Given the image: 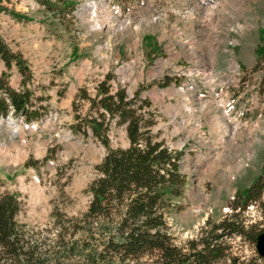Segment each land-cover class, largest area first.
Returning a JSON list of instances; mask_svg holds the SVG:
<instances>
[{
    "label": "rangeland",
    "instance_id": "1",
    "mask_svg": "<svg viewBox=\"0 0 264 264\" xmlns=\"http://www.w3.org/2000/svg\"><path fill=\"white\" fill-rule=\"evenodd\" d=\"M3 1L0 38L29 76L22 85L1 60L0 76L30 91L40 115L0 118V194L16 196L27 230L87 211L106 148L72 127L89 112L80 93L95 98L106 76L111 93L148 104L144 119L158 140L184 152V193L167 215L178 249L207 221L231 215L235 195L258 177L264 183V69L254 70L264 55V0H45L59 16L37 0ZM107 136L109 149L128 146L123 126L112 123ZM239 220L264 232V191ZM227 243L237 264H264L248 238Z\"/></svg>",
    "mask_w": 264,
    "mask_h": 264
},
{
    "label": "trees",
    "instance_id": "2",
    "mask_svg": "<svg viewBox=\"0 0 264 264\" xmlns=\"http://www.w3.org/2000/svg\"><path fill=\"white\" fill-rule=\"evenodd\" d=\"M37 2L59 16L56 5ZM4 10V1L0 0V13ZM0 60L6 69L17 68L24 85L28 68L1 38ZM260 68L264 69L261 53L254 70ZM109 79L106 76L98 85L93 99L80 93L90 105L89 112L80 127H72L89 129L106 148L96 166L97 178L88 187L91 198L87 211L79 219L55 214L51 229L30 231L16 220L20 212L16 196L1 193L0 264H237L227 240L243 237L255 244L260 232L246 231L239 216L264 191L261 177L245 195H235L230 203L231 215L218 223L207 221L199 239L187 243L188 250L178 249L167 215L184 193V152L158 140L152 133L153 123L144 119L148 104L138 101L137 95L129 98L124 89L111 93ZM32 108L31 92L10 88L0 76V118L11 115L27 123L36 121L40 115ZM112 123L124 127L126 148H108L107 133ZM236 210L238 213H233Z\"/></svg>",
    "mask_w": 264,
    "mask_h": 264
},
{
    "label": "water",
    "instance_id": "3",
    "mask_svg": "<svg viewBox=\"0 0 264 264\" xmlns=\"http://www.w3.org/2000/svg\"><path fill=\"white\" fill-rule=\"evenodd\" d=\"M255 251L259 258L264 259V232L256 237Z\"/></svg>",
    "mask_w": 264,
    "mask_h": 264
},
{
    "label": "bare ground",
    "instance_id": "4",
    "mask_svg": "<svg viewBox=\"0 0 264 264\" xmlns=\"http://www.w3.org/2000/svg\"><path fill=\"white\" fill-rule=\"evenodd\" d=\"M211 63H213V62L211 61Z\"/></svg>",
    "mask_w": 264,
    "mask_h": 264
},
{
    "label": "built area",
    "instance_id": "5",
    "mask_svg": "<svg viewBox=\"0 0 264 264\" xmlns=\"http://www.w3.org/2000/svg\"><path fill=\"white\" fill-rule=\"evenodd\" d=\"M237 75H238V73H237Z\"/></svg>",
    "mask_w": 264,
    "mask_h": 264
}]
</instances>
